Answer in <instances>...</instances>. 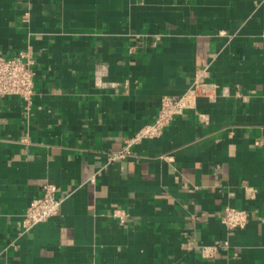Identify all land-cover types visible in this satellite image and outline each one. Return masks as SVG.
<instances>
[{"label":"crops","instance_id":"crops-1","mask_svg":"<svg viewBox=\"0 0 264 264\" xmlns=\"http://www.w3.org/2000/svg\"><path fill=\"white\" fill-rule=\"evenodd\" d=\"M22 50L32 101L0 96V264H264V0H0V56ZM203 69L212 98L110 159ZM48 183L60 211L26 231Z\"/></svg>","mask_w":264,"mask_h":264},{"label":"built area","instance_id":"built-area-1","mask_svg":"<svg viewBox=\"0 0 264 264\" xmlns=\"http://www.w3.org/2000/svg\"><path fill=\"white\" fill-rule=\"evenodd\" d=\"M34 59L30 51H19L12 57L0 56V96H17L26 105H29L34 95ZM207 72L199 70L191 86L181 95L164 96L161 99L160 108L156 119L143 125L133 135L125 139V146L113 153L110 159H120L130 155L132 148L140 144L144 139L159 136L166 126L177 115L194 106L200 96L212 98L216 86L206 81ZM63 199L57 196L55 184L48 183L43 187V194L34 198L27 207L23 219L22 228L29 230L39 223L46 222L60 211ZM117 216V213L113 214ZM248 221V213L242 209L229 207L223 217L224 224L231 230L243 228ZM215 248L205 249L206 254H211Z\"/></svg>","mask_w":264,"mask_h":264}]
</instances>
